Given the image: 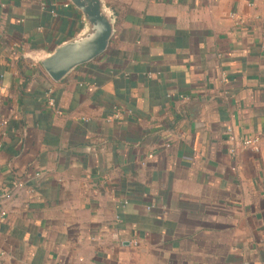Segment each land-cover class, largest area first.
Returning a JSON list of instances; mask_svg holds the SVG:
<instances>
[{
	"label": "crops",
	"instance_id": "0c3cea01",
	"mask_svg": "<svg viewBox=\"0 0 264 264\" xmlns=\"http://www.w3.org/2000/svg\"><path fill=\"white\" fill-rule=\"evenodd\" d=\"M263 26L264 0H0V264H264Z\"/></svg>",
	"mask_w": 264,
	"mask_h": 264
},
{
	"label": "built area",
	"instance_id": "2783aa9c",
	"mask_svg": "<svg viewBox=\"0 0 264 264\" xmlns=\"http://www.w3.org/2000/svg\"><path fill=\"white\" fill-rule=\"evenodd\" d=\"M64 6L68 7L69 6V2L65 1L64 2ZM263 29H264V26H263ZM47 99H48V105L53 107V108H55L56 107V99H55V97L52 94V90L48 91ZM258 143H259V137H257V136L256 137H251V138H246V139L243 140V144L245 146L253 147L255 149H258ZM151 157H152V155H151ZM17 186L18 187H23L24 184L22 182H18ZM6 194H7V187H5L2 190V193H0V218L4 217L7 214L6 209L4 208L3 199H2Z\"/></svg>",
	"mask_w": 264,
	"mask_h": 264
},
{
	"label": "water",
	"instance_id": "95a60500",
	"mask_svg": "<svg viewBox=\"0 0 264 264\" xmlns=\"http://www.w3.org/2000/svg\"><path fill=\"white\" fill-rule=\"evenodd\" d=\"M98 51L99 50L94 51V54ZM59 57L60 58H57V56L54 57V60L50 63V67L53 70H57L61 66H62V68L63 67L66 68L70 65H73V64L79 63L80 61L86 60V58H87L84 51L72 53V54L70 53V55H68L67 57H65L63 55H60Z\"/></svg>",
	"mask_w": 264,
	"mask_h": 264
}]
</instances>
